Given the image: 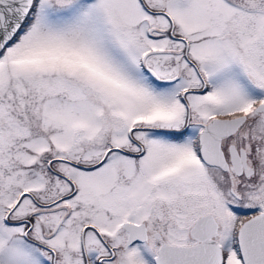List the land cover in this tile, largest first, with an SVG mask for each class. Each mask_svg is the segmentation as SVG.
Masks as SVG:
<instances>
[{
	"label": "snow or ice",
	"instance_id": "snow-or-ice-1",
	"mask_svg": "<svg viewBox=\"0 0 264 264\" xmlns=\"http://www.w3.org/2000/svg\"><path fill=\"white\" fill-rule=\"evenodd\" d=\"M0 264H264V0H0Z\"/></svg>",
	"mask_w": 264,
	"mask_h": 264
}]
</instances>
